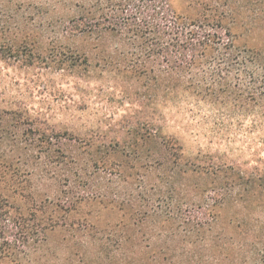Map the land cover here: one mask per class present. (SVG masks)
Here are the masks:
<instances>
[{"label":"rangeland","instance_id":"rangeland-1","mask_svg":"<svg viewBox=\"0 0 264 264\" xmlns=\"http://www.w3.org/2000/svg\"><path fill=\"white\" fill-rule=\"evenodd\" d=\"M171 2L216 4L264 62V3ZM15 9L0 0V198L61 219L29 259L0 264H249L242 238L264 226V188L251 187L264 108L196 103L133 68L113 36L18 30Z\"/></svg>","mask_w":264,"mask_h":264},{"label":"trees","instance_id":"trees-1","mask_svg":"<svg viewBox=\"0 0 264 264\" xmlns=\"http://www.w3.org/2000/svg\"><path fill=\"white\" fill-rule=\"evenodd\" d=\"M15 1L18 30L28 27L49 34L57 28L61 35H83L101 41L113 36L133 68L137 67L143 76L169 82L196 103H208L228 112L246 108L251 102L264 108V62L235 44L233 20L219 14L214 3H197L181 13L171 0ZM60 10L65 12L63 18L53 16ZM23 46V42L12 45L18 55ZM251 187L264 188V177L253 178ZM4 201L0 198V261L7 263L8 257L22 262L29 259L42 241L39 238L53 230L61 218L50 217L53 220L43 224L33 212H13ZM255 220L249 212L240 223L252 224ZM242 244L249 264H264V226L249 229Z\"/></svg>","mask_w":264,"mask_h":264}]
</instances>
